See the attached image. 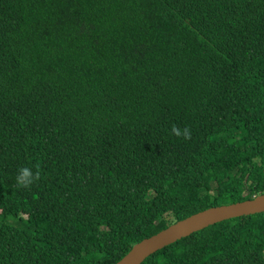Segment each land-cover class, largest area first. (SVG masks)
Here are the masks:
<instances>
[{
    "label": "trees",
    "instance_id": "obj_1",
    "mask_svg": "<svg viewBox=\"0 0 264 264\" xmlns=\"http://www.w3.org/2000/svg\"><path fill=\"white\" fill-rule=\"evenodd\" d=\"M263 193L264 0H0V264H115ZM140 264H264V212Z\"/></svg>",
    "mask_w": 264,
    "mask_h": 264
},
{
    "label": "water",
    "instance_id": "obj_2",
    "mask_svg": "<svg viewBox=\"0 0 264 264\" xmlns=\"http://www.w3.org/2000/svg\"><path fill=\"white\" fill-rule=\"evenodd\" d=\"M264 212V193L251 199L207 208L177 221L133 245L115 264H140L157 250L215 223Z\"/></svg>",
    "mask_w": 264,
    "mask_h": 264
},
{
    "label": "clouds",
    "instance_id": "obj_3",
    "mask_svg": "<svg viewBox=\"0 0 264 264\" xmlns=\"http://www.w3.org/2000/svg\"><path fill=\"white\" fill-rule=\"evenodd\" d=\"M171 133L177 138L191 139V129L187 126L180 128L177 125L171 127ZM16 185L22 189H29L33 184L41 180V171L39 165L36 166V170L33 171L30 167H22L18 170V174L15 177Z\"/></svg>",
    "mask_w": 264,
    "mask_h": 264
}]
</instances>
